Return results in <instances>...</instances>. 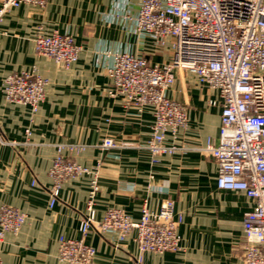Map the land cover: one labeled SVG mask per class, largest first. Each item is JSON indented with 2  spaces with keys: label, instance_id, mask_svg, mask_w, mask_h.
<instances>
[{
  "label": "crops",
  "instance_id": "crops-1",
  "mask_svg": "<svg viewBox=\"0 0 264 264\" xmlns=\"http://www.w3.org/2000/svg\"><path fill=\"white\" fill-rule=\"evenodd\" d=\"M111 4L47 0L42 9H11L0 21V207L19 209L26 216L18 233H6L0 240L1 264H62L57 260L59 237L92 246V264H138L134 232L119 241L114 233L81 231L88 176L65 182L49 206L48 170L57 154L89 167L99 163L95 221L108 208L137 221L144 205L158 210L163 199L173 201V216L180 219L179 250L145 253L139 264H241L243 214L252 202L242 193L217 189L216 163L202 150L219 134V94L197 85L187 73L175 74L167 96L186 105L187 127L174 137L167 135L165 145L176 150L152 162L143 148L151 133L152 110L138 111L107 95L111 81L104 54L131 49L132 55L160 65L171 59L170 41L158 46L136 31L131 21L136 0H127L126 12L115 23L105 22L102 14ZM38 31L71 36L80 47L77 61L64 69L38 56ZM20 72L47 80L35 112L4 98V77ZM106 138L127 147L103 150Z\"/></svg>",
  "mask_w": 264,
  "mask_h": 264
},
{
  "label": "built area",
  "instance_id": "built-area-1",
  "mask_svg": "<svg viewBox=\"0 0 264 264\" xmlns=\"http://www.w3.org/2000/svg\"><path fill=\"white\" fill-rule=\"evenodd\" d=\"M137 13L131 20L136 31L164 46L170 41L171 59L150 64L132 54H104L111 84L107 95L120 97L127 107L152 110L151 133L144 144L152 162L174 152L166 146L172 137L187 127L185 104L171 99L167 91L176 73H187L195 83L217 91L220 101V129L216 141L207 140L203 151L217 166L216 187L242 193L252 202L243 214L241 264H264V0H136ZM47 0H0V21L11 9L28 5L42 9ZM38 56L50 59L61 68L74 64L80 52L73 38L57 32L38 31L34 38ZM47 80L27 72L4 77L2 92L9 103L29 106L35 112L44 99ZM211 104H213L211 102ZM30 131H25L28 137ZM103 150L127 145L104 139ZM99 163L80 165L60 154L48 170L51 180L49 206L57 201L62 185L88 176L89 189L81 231L114 233L119 241L134 232L137 263L145 253L163 254L179 250L173 201L163 199L158 210L146 205L133 221L122 210L108 208L99 221L94 220L95 196L99 192ZM26 216L19 209L0 207V240L6 233L16 234ZM57 260L62 264H92L96 250L82 239L59 237ZM1 264V261H0Z\"/></svg>",
  "mask_w": 264,
  "mask_h": 264
},
{
  "label": "clouds",
  "instance_id": "clouds-1",
  "mask_svg": "<svg viewBox=\"0 0 264 264\" xmlns=\"http://www.w3.org/2000/svg\"><path fill=\"white\" fill-rule=\"evenodd\" d=\"M127 10V0H112V4L110 7L106 10L105 14L103 15V19L105 22L115 23L116 18L119 15H122ZM132 52L131 49L128 50V52L124 53L126 55H130ZM118 64V61L111 62L110 65H104L109 70H112L116 67Z\"/></svg>",
  "mask_w": 264,
  "mask_h": 264
}]
</instances>
